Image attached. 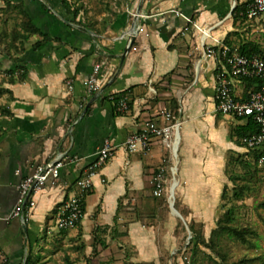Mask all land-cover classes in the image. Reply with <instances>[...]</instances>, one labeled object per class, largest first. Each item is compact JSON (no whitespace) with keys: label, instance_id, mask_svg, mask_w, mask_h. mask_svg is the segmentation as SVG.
<instances>
[{"label":"crops","instance_id":"0c3cea01","mask_svg":"<svg viewBox=\"0 0 264 264\" xmlns=\"http://www.w3.org/2000/svg\"><path fill=\"white\" fill-rule=\"evenodd\" d=\"M11 1L25 4L49 40L36 48L44 36L33 34L21 53L12 51L17 60L0 50L2 75L12 69L17 75L18 69L26 73L25 80L14 84L9 73L1 85L14 97L9 90L0 99V214L7 217L21 201L20 183L38 164L63 151L66 165L57 186L32 193L35 203L25 209V221L22 217L0 221V264H24L29 249L37 264H53V258L61 256L58 250L68 247L75 249L68 253L81 264H102L108 255L119 262L125 258L163 264L166 231L161 227L154 235L157 225H150L145 216L139 218L134 204L150 208L146 200L155 197L153 174L165 164L169 150L155 136L149 150L128 151L125 142L152 120L163 122V109H175L184 125L179 199L190 209L188 216H212L224 185L231 181L226 171L229 157L242 154L251 160L252 150L264 151L231 134L236 127L247 126L249 117L218 110L219 64L205 59L197 25L214 26L207 44L241 46L254 40L264 45V14L235 19L230 14L238 0H133L130 4L111 0L110 6L93 9L87 0ZM141 3L138 16L130 17ZM5 6L6 0H0V24L15 18L19 26V15L2 12ZM134 23L138 34L129 50L128 33ZM15 26L1 29L2 38L10 39ZM98 62L102 63L100 89L89 92L86 80ZM233 87L240 99L249 98L253 89L244 78H235ZM123 93L130 101L125 112L119 110L116 98ZM2 107L8 112L2 113ZM106 139L117 148L95 176L94 188L83 203L82 221L63 232L55 227L59 207L78 191L77 180ZM122 203L127 204L124 210ZM99 225H110L113 235L128 234L114 238L108 234V244L89 260ZM174 260L185 264L176 258L170 262Z\"/></svg>","mask_w":264,"mask_h":264},{"label":"built area","instance_id":"2783aa9c","mask_svg":"<svg viewBox=\"0 0 264 264\" xmlns=\"http://www.w3.org/2000/svg\"><path fill=\"white\" fill-rule=\"evenodd\" d=\"M132 2L133 0H126L127 4ZM262 14H264V0H252L248 6L246 16L255 18ZM137 15V11H130V17ZM232 15L233 11L230 16ZM197 27L201 30L203 37L205 59L219 64L216 70L218 110L238 117L253 118L259 125L260 131L246 135L242 140L247 146L263 149L264 151V57L258 53L248 54L242 51L240 45L222 44L218 46L211 43L207 44L206 39L213 37L212 30L214 26L201 27L197 25ZM101 68L102 63H96L93 72L86 80L89 92L100 89L99 72ZM21 72V70H17V73ZM235 78H258L261 81V86H254L249 98L240 99L234 93L233 80ZM70 87L72 88L73 85L70 84ZM117 106L119 110L127 111L130 108L128 96L121 95L117 101ZM160 114L163 122L159 123L158 120H152L148 128L136 131L128 136L125 142V148L128 151H136L140 148L149 150L155 136L160 137L165 145L171 147L174 152V141L177 138L176 127L180 128L181 121L177 118L175 109L171 107L163 109ZM116 148L117 146L109 139H106L99 146L95 158L85 166L83 173L77 180L78 191L59 207L55 221L56 228L61 230L74 229L80 224L84 216L83 203L85 197L94 188L95 176L114 154ZM65 156V152L62 151L56 158L38 164L34 171L28 174L20 183L21 201L7 217L0 214V221L10 217H22L25 221V209L35 203L34 199L31 198L32 193L47 186H57L59 184L62 169L66 165ZM258 167L260 173L264 176V152L258 158ZM153 175V194L161 196L165 189L164 167L155 171Z\"/></svg>","mask_w":264,"mask_h":264},{"label":"trees","instance_id":"16d2710c","mask_svg":"<svg viewBox=\"0 0 264 264\" xmlns=\"http://www.w3.org/2000/svg\"><path fill=\"white\" fill-rule=\"evenodd\" d=\"M252 0H238L235 4V7L233 9V15L235 19L238 18H247L246 12L248 9V6ZM2 12L8 14L9 12H14L21 18L20 27L15 26L11 32H10V39H3V35L0 33V50L4 48V51H7V53L13 57V59L17 60L18 57H14L12 51H14L15 54L21 53L25 49V42L29 40V38L36 33L43 34L44 39L38 40L35 43L36 48H40L47 44L49 38L48 36L39 28L36 26V24L33 22V19L31 18L29 12L27 11L24 3H14L11 0H6V6L2 8ZM75 14H78V11H74ZM244 13V14H242ZM242 51L246 53H258L261 56L264 57V45L261 43H258L254 40H248L243 45H241ZM18 67H20V64H18ZM11 73L10 82L12 84L15 83L17 80H25L26 73L21 72L19 75L16 74V70L12 69L9 71ZM245 81L249 83V87L252 89L255 86V80H257V83L261 81L258 78H244ZM253 81V82H249ZM11 91L12 96L13 92L9 88H0V92L3 93L5 91ZM126 95V94H121ZM116 96L117 99L120 98V96ZM175 106L177 104L174 103ZM2 113H7L8 109H5L2 107L1 109ZM260 131V127L257 124V122L250 117V121L247 124V126L243 127H236L232 132V136H236L243 139L246 135H251L254 133H257ZM243 141V140H242ZM253 159L249 160L244 158V156L241 154L239 155H231L228 159L227 163V174L229 179L233 182L232 189H229L228 184L225 185L223 194H222V205L226 208L222 216L217 221V225L212 229V232L209 237L206 236L204 231V225L201 224L199 226V223L197 221H190L188 222V212L184 209H181L180 205L175 202V207L183 214L186 221H184L179 215L178 220L181 225H183L184 229L189 230V241L186 246L180 248V252L186 253L188 248L191 246L193 247V255L189 261V264H203L204 260L210 259L212 264H248L249 261H252V258L243 256L238 260H232L231 257V244L233 242L241 243V244H252V238L251 236L253 234H256L257 232L252 226L248 225H242L239 223L238 214H239V203L238 200L244 199L249 191L253 189V181L254 177L258 176V173H260L257 169L258 166V157L260 155V152L257 150H252ZM158 170V169H157ZM261 174V173H260ZM262 175V174H261ZM166 189V186H165ZM231 191V193H229ZM152 199H156V201H166L165 196H159V197H151L149 198V201ZM123 202V201H122ZM146 202V201H145ZM153 202V201H152ZM230 202V203H228ZM124 205V203H122ZM229 204V205H228ZM120 207V210H124L125 206L127 207V204ZM262 207H264V200L260 203ZM170 206V205H169ZM27 207V206H26ZM149 210L144 211V209L138 208L137 205L134 207V211L137 213V216L139 218H142V216L149 217L150 213L156 212L160 209V206H154L153 203H149ZM171 207V206H170ZM122 208V209H121ZM27 209V208H26ZM84 211H85V205H84ZM150 225H153L152 221H149ZM155 224V223H154ZM110 225H99L96 229L95 236L93 237V249L92 254L89 256V260L93 259V256H97L100 254L102 248L101 246H106L107 243V237L108 234L111 235V237H121L125 234H128L126 231H118L116 235H113L112 232L109 233ZM69 229H62L61 231H68ZM117 231V229H116ZM205 248H209L211 252H208ZM177 251V254L179 253ZM177 259L178 256H175ZM65 264H81L77 260L73 259L69 253L65 255ZM264 259V257H263ZM34 258V253L29 249L28 256L26 258L25 264H37V261ZM130 261L128 262V264ZM132 263V262H131ZM139 264H148L147 262H141ZM164 264H169L166 260L164 261ZM175 264H179L175 263ZM264 264V261L262 262Z\"/></svg>","mask_w":264,"mask_h":264},{"label":"rangeland","instance_id":"374dc122","mask_svg":"<svg viewBox=\"0 0 264 264\" xmlns=\"http://www.w3.org/2000/svg\"><path fill=\"white\" fill-rule=\"evenodd\" d=\"M89 5H92V9L94 7H101L104 8L106 5H111V0H87ZM7 15L2 16V19H5ZM17 22V19L15 18H10L8 24L6 25L3 21L2 24H0V30L3 29L4 27L7 26L13 27L15 26ZM3 73L0 72V88L1 85L4 83V80L9 78V73L7 75H2ZM2 93L0 92V99H2ZM145 130V129H144ZM180 146L178 150V155L176 156L175 152H173L171 147H168L169 153H168V158L167 161L165 162L164 165L161 167H164V173H165V186L166 189L173 181V178L177 176L179 178V173H180V162H181V153H182V138L184 137V125L181 126L180 128ZM178 161V162H177ZM176 166V171L177 174L173 172V167ZM161 167H158L157 169L160 170ZM257 169L258 166H257ZM229 189H232L233 187V182L228 183ZM181 185H178V189L175 195V201L177 202L181 209H184L188 213L190 212V209L187 206H184L182 204V200L179 199V191H180ZM225 188V185L224 187ZM166 189H164V193L161 196H165L166 198ZM224 191V189H223ZM231 193V191H229ZM223 194V193H222ZM153 197V196H152ZM159 197V196H157ZM264 200V176L258 173V176L254 177L253 181V189L249 191L244 199L238 200L239 203V214H238V219L239 223L242 225H250L252 226L255 231L257 232L256 234H253L251 236L253 243H247V244H241V243H236L233 242L231 244V257L232 260H238L243 256L252 258V261H249L248 264H262L264 261V207L260 205V203ZM148 203H153L154 206L159 205L160 209L157 210L155 213L152 212L150 213V216L147 218L149 221H152L157 225L156 232H154V235H158V229L163 228V231H166L165 234L167 236V240L165 243H163L164 249L166 250L163 260L167 261L169 264H175L178 263V260H174L173 262H170L171 258H175V256H178L177 259H181L185 264H189V261L194 253L193 247L191 246L188 248L187 252H180V248L184 247L187 245L190 235H189V230L184 229L183 225L180 224L178 220L179 214H176L173 211V207L170 205L169 201L167 202L161 201L158 202L156 199L146 200ZM222 197L221 199L217 202V208H215V212L212 216H197V217H191L190 215L187 217L188 222L190 221H197L199 223V226L203 224L204 226V231L207 237L210 236L212 229L217 225V221L219 218L222 216V214L225 211V207L222 205ZM230 203V202H228ZM137 204H134V206ZM171 207H170V206ZM229 205V204H228ZM138 206V205H137ZM138 208L141 209V207L138 206ZM147 211L146 209H144ZM149 210V209H148ZM150 211V210H149ZM177 212V211H176ZM178 213V212H177ZM183 215V214H182ZM180 216V215H179ZM170 217H172L174 220L171 221ZM181 217V216H180ZM183 219V217H181ZM175 237V238H173ZM173 239V241H172ZM175 240V241H174ZM208 252H211L209 248H205ZM69 250H75L73 248H63L62 250H58V253L61 256H55L52 260L53 264H65V253H68ZM177 251L180 252V254H177ZM131 253H135V251H130ZM164 252V251H163ZM97 258V257H96ZM128 264L127 259L124 258L123 261H117L115 256L108 255V259L102 261V264ZM140 263V262H139ZM138 262H132V264H139ZM131 264V262L129 263ZM164 264V263H163ZM203 264H212L210 259L204 260Z\"/></svg>","mask_w":264,"mask_h":264},{"label":"bare ground","instance_id":"6f19581e","mask_svg":"<svg viewBox=\"0 0 264 264\" xmlns=\"http://www.w3.org/2000/svg\"><path fill=\"white\" fill-rule=\"evenodd\" d=\"M176 134H177V138L176 140L174 141V152L176 154V156L178 155V150H179V146H180V140H181V136H180V128L179 127H176ZM178 162V161H177ZM176 166L177 164L173 167V172L175 173V175L177 174V171H176ZM178 185H179V182H178V178L177 176H175L173 178V181L172 183L168 185L167 187V190H166V198L167 200L169 201V203H173L175 201V195H176V192H177V189H178ZM173 211L178 214L174 208H172Z\"/></svg>","mask_w":264,"mask_h":264},{"label":"water","instance_id":"95a60500","mask_svg":"<svg viewBox=\"0 0 264 264\" xmlns=\"http://www.w3.org/2000/svg\"><path fill=\"white\" fill-rule=\"evenodd\" d=\"M141 9H142V3L139 5V8H138V14L141 12ZM137 16H138V15H137ZM137 34H138V31L136 30V26H135V23H134L133 26L131 27L129 33H128V35H129V37H130V39H131V42H130V45H129V50L132 49V47H133V45H134V43H135V39H136V37H137ZM170 205H171V206H172V207L178 212V214H179L181 217H183V220L186 221L185 218H184V216L182 215V213H181V212L175 207V202L171 203ZM25 263H26V259H25L24 264H25Z\"/></svg>","mask_w":264,"mask_h":264}]
</instances>
